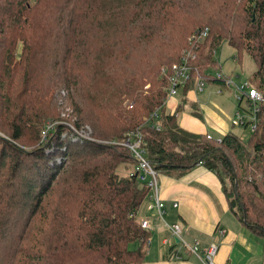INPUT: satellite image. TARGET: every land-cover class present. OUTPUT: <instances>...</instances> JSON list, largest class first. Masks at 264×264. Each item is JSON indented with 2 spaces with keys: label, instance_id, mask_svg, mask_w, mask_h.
<instances>
[{
  "label": "trees",
  "instance_id": "trees-1",
  "mask_svg": "<svg viewBox=\"0 0 264 264\" xmlns=\"http://www.w3.org/2000/svg\"><path fill=\"white\" fill-rule=\"evenodd\" d=\"M223 43L251 58L264 98V0H0V264L144 263L150 235L136 215L147 188L130 151L103 144L130 131L156 173L201 166L219 177L233 217L264 244V103L246 142L181 129L188 103L166 110L183 58V100L198 77L224 87L208 71ZM62 92L72 123L60 117ZM156 111L153 131L144 119Z\"/></svg>",
  "mask_w": 264,
  "mask_h": 264
},
{
  "label": "crops",
  "instance_id": "crops-1",
  "mask_svg": "<svg viewBox=\"0 0 264 264\" xmlns=\"http://www.w3.org/2000/svg\"><path fill=\"white\" fill-rule=\"evenodd\" d=\"M230 77L232 78L231 75ZM193 92H187L184 99L189 101ZM217 93L222 92L218 90ZM176 99V96L167 99L166 110L170 115L183 102L182 99ZM192 104L196 107V103ZM195 111L200 115L197 107ZM179 115L177 113V118ZM203 124L189 112V116L182 119L179 127L197 135L209 134ZM158 176L159 196L166 206L164 215L159 219L157 212L149 208L152 205L150 195H147L136 215L138 223L143 220L149 223L150 237L143 264H204L187 247L173 239L164 222L168 225L179 224L182 239L188 246L196 242L200 251H205L208 246L215 245L218 248L213 259L215 264H264L263 241L248 232L233 217L219 177L201 166L178 179L164 174ZM175 203L178 207L173 209L172 204Z\"/></svg>",
  "mask_w": 264,
  "mask_h": 264
},
{
  "label": "built area",
  "instance_id": "built-area-1",
  "mask_svg": "<svg viewBox=\"0 0 264 264\" xmlns=\"http://www.w3.org/2000/svg\"><path fill=\"white\" fill-rule=\"evenodd\" d=\"M206 37V31L199 33V36L197 37V41L200 42ZM186 59H182V63L178 65H172L170 72L171 74L168 77V95L167 99H171L172 97H175L179 91V89L183 88L186 82H188L191 78V71L189 65L186 63ZM163 73L165 71L161 70ZM217 79L223 80V85L226 89L233 88V98L237 102V104L244 105L246 104L249 107V110L246 111L247 115L241 116L240 112L237 109V112L235 113V118L232 119L231 127H243L248 123V129H250L251 132L254 131L255 126V117L256 113L259 110V105L264 103V98L262 97L261 93L259 94L250 84L248 83H242V84H235L233 82V79L231 77H223L222 74L216 75ZM195 89L197 92L203 91L205 89V82L203 78H199L195 82ZM64 95V93L62 92ZM144 123L147 124L148 122L151 123L154 121L152 125H150V129L153 131H158L159 125L158 117H157V111L148 115V118L144 119ZM55 124V123H54ZM54 124H46L45 132H43V135L46 133V131L50 130ZM71 130L76 134L77 138L86 139L93 141L94 139L91 137V131L88 126H84L83 130L76 131L74 130L70 125ZM45 136V135H44ZM142 139L143 136L140 134V132H128L126 135V138L121 142H103V144H107L109 146H121L126 148L128 151H130L131 156L134 158L135 162H137V166L135 168V174L137 176V179L140 184H142L144 187L147 188L148 195H150V199L152 201V205H149V208H153L157 215L160 218L165 213L166 206L162 202L159 196V189H158V173H156L153 168L151 167L149 161L145 159V153L142 147ZM207 139H212L209 135L207 136ZM215 140V139H214ZM220 139L215 140V142H219ZM178 205L172 204V208H177ZM140 227L142 230H149V223L148 221H141ZM164 225L169 229L170 234L172 235L174 240H177L180 242L184 247H187L189 249L190 253H193L196 255L202 263L204 264H215L213 263V259L217 253L218 248H216L215 245H210L207 247L205 251H200L198 243H193L191 246H188L185 241L182 239V229L179 224L175 223L174 225Z\"/></svg>",
  "mask_w": 264,
  "mask_h": 264
},
{
  "label": "rangeland",
  "instance_id": "rangeland-1",
  "mask_svg": "<svg viewBox=\"0 0 264 264\" xmlns=\"http://www.w3.org/2000/svg\"><path fill=\"white\" fill-rule=\"evenodd\" d=\"M213 56L217 67L215 69L208 70L211 77H215L221 73L225 78L230 77L231 75L235 84H242L245 82L250 84V80L255 69L253 61L248 55L244 53L241 59L237 61L233 50L223 43L215 50ZM205 86V89L201 93H197L194 86L192 89L194 91L192 93V98H188L190 102H185L186 100H183L181 92L178 93L176 100L180 101L182 98L181 101H183L184 104L188 103L179 115L178 124L181 123L183 118L189 116L190 105H193V102L196 103V107L199 110L200 115H202L201 119H199L201 124H205L206 130H209L208 135L212 139L217 140L225 134L233 132L238 135L243 142H246L251 133L250 129L231 127L232 119L235 118V113L237 112V102H235L232 98V94L234 92L233 88L226 91L225 86ZM218 90H221L222 93L218 94ZM60 96L61 98L58 101V105H63L60 110V117H63L62 119H66L67 121L70 120V123H72L73 119H71L70 115V106L66 103L64 104L65 101L63 100L66 94L64 93L63 95L60 93ZM246 109L247 108L244 105H241L240 109H238L241 116L245 117L247 115Z\"/></svg>",
  "mask_w": 264,
  "mask_h": 264
},
{
  "label": "water",
  "instance_id": "water-1",
  "mask_svg": "<svg viewBox=\"0 0 264 264\" xmlns=\"http://www.w3.org/2000/svg\"><path fill=\"white\" fill-rule=\"evenodd\" d=\"M229 203H230V207L234 208L236 203L233 200H231Z\"/></svg>",
  "mask_w": 264,
  "mask_h": 264
}]
</instances>
